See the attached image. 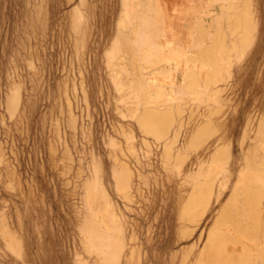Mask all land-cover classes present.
<instances>
[{
	"label": "rangeland",
	"instance_id": "374dc122",
	"mask_svg": "<svg viewBox=\"0 0 264 264\" xmlns=\"http://www.w3.org/2000/svg\"><path fill=\"white\" fill-rule=\"evenodd\" d=\"M0 264H264V0H0Z\"/></svg>",
	"mask_w": 264,
	"mask_h": 264
},
{
	"label": "bare ground",
	"instance_id": "6f19581e",
	"mask_svg": "<svg viewBox=\"0 0 264 264\" xmlns=\"http://www.w3.org/2000/svg\"><path fill=\"white\" fill-rule=\"evenodd\" d=\"M231 248V246H230ZM227 246L224 244L221 235H217L211 242V245L207 247L208 254L213 262H223L224 252L228 251Z\"/></svg>",
	"mask_w": 264,
	"mask_h": 264
}]
</instances>
